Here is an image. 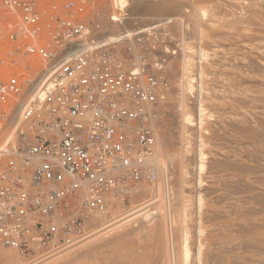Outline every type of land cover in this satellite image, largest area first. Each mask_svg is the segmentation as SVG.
I'll return each mask as SVG.
<instances>
[{"label": "rangeland", "instance_id": "rangeland-1", "mask_svg": "<svg viewBox=\"0 0 264 264\" xmlns=\"http://www.w3.org/2000/svg\"><path fill=\"white\" fill-rule=\"evenodd\" d=\"M138 1L147 9L134 10ZM90 4L103 31L159 29L175 50L157 179L109 198L104 215L85 219V238L61 253L34 260L0 247V264H264V0ZM10 70L0 68V83Z\"/></svg>", "mask_w": 264, "mask_h": 264}, {"label": "built area", "instance_id": "built-area-1", "mask_svg": "<svg viewBox=\"0 0 264 264\" xmlns=\"http://www.w3.org/2000/svg\"><path fill=\"white\" fill-rule=\"evenodd\" d=\"M90 5L0 0V68H13L0 83V247L34 260L82 241L109 198L157 179L175 50L155 28L100 43Z\"/></svg>", "mask_w": 264, "mask_h": 264}, {"label": "bare ground", "instance_id": "bare-ground-1", "mask_svg": "<svg viewBox=\"0 0 264 264\" xmlns=\"http://www.w3.org/2000/svg\"><path fill=\"white\" fill-rule=\"evenodd\" d=\"M120 1V5H126L127 6V3H128V1H130V0H119ZM117 2V1H116ZM133 2V1H132ZM142 2V1H141ZM140 1H138V2H135V5L133 6L134 7V10H145V9H147L146 7V5L143 3H141ZM149 2V1H148ZM150 4V3H149ZM119 5V6H120ZM163 6V5H162ZM124 7V6H123ZM122 8V7H121ZM125 8V7H124ZM148 8H149V6H148ZM144 12V11H143ZM143 12H141V13H143ZM135 13H136V11H135ZM139 13V12H138ZM121 26H118L117 28H115V30L116 31H113V32H109V33H106V34H104L102 37H101V39H100V43H105V42H111V41H114V40H116L117 39V37H119L120 35H122V34H124V33H126V30L125 31H123V32H121ZM186 30H188V29H186ZM189 31V30H188ZM177 38V37H176ZM213 37H211V39H210V41H212L213 39H212ZM228 39V38H227ZM224 41H227V40H224ZM228 43H229V41H227ZM217 43V42H216ZM220 44H221V42H219ZM227 43V44H228ZM232 43V42H231ZM235 43V42H234ZM236 44H237V41H236ZM214 45H216V44H214ZM217 45H219L218 43H217ZM223 45V44H222ZM221 46V45H220ZM233 46H235V45H233ZM237 47H238V45H236ZM215 47V46H214ZM222 47V46H221ZM227 47V46H226ZM231 47H232V45H231ZM79 48V45H77V46H75V49H78ZM212 49V48H211ZM228 49V48H227ZM224 50V49H223ZM220 51V50H219ZM227 51H230V50H227ZM227 55V54H226ZM233 58V57H232ZM180 59V58H179ZM217 59V58H216ZM184 60H185V58H184ZM182 61V60H181ZM181 61H180V64H181ZM218 61V60H217ZM183 64V63H182ZM184 65H185V63H184ZM214 69V68H213ZM217 70H218V68H217ZM198 71H199V69H198ZM197 71V72H198ZM209 71H211V70H209ZM212 71H215V70H212ZM219 71V70H218ZM220 71H221V68H220ZM224 71V70H223ZM222 72V71H221ZM213 75H215V74H213ZM200 76V75H199ZM198 76V77H199ZM216 76V75H215ZM221 76H222V73H221ZM212 77V76H211ZM217 79H218V77H217ZM213 80H214V78H213ZM220 81V80H219ZM217 82V81H216ZM215 83H213V85H214ZM212 86V85H211ZM221 86V85H220ZM215 87V86H214ZM217 88H219V87H217ZM221 89V88H220ZM180 90V89H179ZM178 90V91H179ZM191 91V90H190ZM180 92H181V90H180ZM179 93V92H178ZM182 96H184V95H182ZM182 96H181V98H182ZM188 96V95H187ZM186 96V97H187ZM177 97V96H176ZM191 97V96H190ZM192 97H193V95H192ZM191 97V98H192ZM180 98V99H181ZM177 99V98H176ZM179 99V100H180ZM183 99V98H182ZM188 99V98H187ZM184 101H185V99H184ZM190 102H191V99L189 100ZM182 102V101H181ZM183 106V105H182ZM187 108H188V106H187ZM187 120H188V122H190V117H189V115L187 116ZM157 143V142H156ZM204 146V145H203ZM207 147V146H206ZM160 152H162V153H164L163 151H162V149H161V151ZM167 153V152H166ZM176 154V153H175ZM181 157H182V154H179ZM201 156H205V155H201L200 154V158H201ZM175 157V156H174ZM182 159V158H181ZM185 160H186V158H185ZM154 162H155V159L153 160ZM200 162H201V160H200ZM258 197H256V199H257ZM261 199H262V195H261ZM104 215V214H103ZM150 215V214H149ZM157 221V220H156Z\"/></svg>", "mask_w": 264, "mask_h": 264}]
</instances>
